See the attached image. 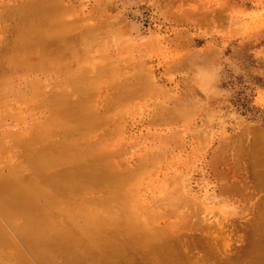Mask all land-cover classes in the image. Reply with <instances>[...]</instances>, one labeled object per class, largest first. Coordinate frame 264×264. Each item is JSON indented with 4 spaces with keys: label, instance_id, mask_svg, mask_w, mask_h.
<instances>
[{
    "label": "rangeland",
    "instance_id": "374dc122",
    "mask_svg": "<svg viewBox=\"0 0 264 264\" xmlns=\"http://www.w3.org/2000/svg\"><path fill=\"white\" fill-rule=\"evenodd\" d=\"M43 16L52 24L44 25ZM56 54L71 63L66 71L2 64L8 56L18 61L16 55L56 61ZM0 66V73L6 69L0 82L8 83L0 91L1 177L9 163L14 168L32 154L30 145L48 143L74 155L68 166L54 167L58 176L64 165L68 171L109 153L129 172L123 188L133 194L126 195L154 210L151 215L162 214L153 228L184 219L181 233H196L198 247L213 253L201 264H264V0H0ZM97 116L103 126L84 136L79 125ZM22 134L37 137L29 143ZM80 179L69 175L66 181L76 186ZM90 186L53 189L69 195L70 204L80 199L96 205L111 187L103 192ZM5 187L9 202L0 199L2 212L25 207L30 212L24 209L17 223L36 221V202H23L16 185ZM2 221V230L16 239ZM83 242V249L68 255L71 260L119 264L117 258L100 260L93 243ZM96 244L111 249L109 241ZM132 255V263L139 258L141 264H163L151 255ZM49 256L52 264L65 260L61 250L42 259Z\"/></svg>",
    "mask_w": 264,
    "mask_h": 264
},
{
    "label": "bare ground",
    "instance_id": "6f19581e",
    "mask_svg": "<svg viewBox=\"0 0 264 264\" xmlns=\"http://www.w3.org/2000/svg\"><path fill=\"white\" fill-rule=\"evenodd\" d=\"M42 8L43 7L40 6V9ZM44 8H46V6ZM48 10L49 9H47L46 11ZM37 12H38V9H37ZM40 12L42 14V11ZM40 12L36 14V18L39 15H41ZM31 15L33 16L32 13ZM47 15L49 16V13L46 14V17ZM51 17H52V14H51ZM28 18H30V16H28ZM36 18L34 19L36 20ZM42 19H44L43 20L44 25H47L48 24L47 21L49 19L45 21L44 16ZM51 20L52 19H50V21ZM50 21L48 22L51 25L52 24L51 22L53 20L51 22ZM25 22H22V24L23 23L25 24ZM29 22L35 23V21L33 20ZM45 22L47 24H45ZM29 24L31 25V23ZM61 25L63 24L61 23ZM33 27H36V26H33ZM48 42H49L48 45L52 44L51 41H48ZM43 43L41 42L40 44H43ZM58 53L59 52H57V54ZM14 54H18V53H14ZM57 54L55 55L54 58L57 61L58 65H55L56 63L54 62L56 61H52L53 59H51L52 62L50 61V59L46 60V62L50 61L51 62V63L49 62L50 64L46 62L43 63V60H41L42 62L38 60H34L32 58V55L31 56L22 55L23 57L22 56L21 57L23 59H20V55H16L19 57L18 61L16 62L15 61L13 62V60L17 59L16 57L8 56L7 57L8 59H5L6 62L4 61L5 63L2 62V64H5L4 67H6V69L11 68V70L14 69V70H25L26 71L27 69L33 70L35 68H37L38 70L40 69L44 70L48 68L49 70L50 65H51V68L54 65L55 71H57V69L59 68L63 71H66L70 67L71 63L70 64L64 63L65 56H62V58L60 57L61 61L57 60L58 59V57L56 59ZM62 59L64 61H62ZM9 60H12V62ZM59 62L61 63V66L59 65L60 64ZM6 69L3 68V71L0 74L6 75V72H5ZM56 73L57 72H54V74ZM57 74L59 75L61 74V72ZM1 80L2 81L0 82V91H4V88L1 87V85L5 86V83L6 84L8 83L4 81L5 79L4 80L1 79ZM35 83L36 81L34 82V84ZM31 84L34 85L32 82ZM36 84L37 86L40 85L39 83H36ZM37 86H35L36 91H34L35 90L34 87L32 88L33 90L32 92H38ZM5 93L7 94V91H5ZM21 94H22V91H21ZM5 100H7L8 102V98L7 99L5 98ZM54 105L58 107L57 104H54ZM61 112L62 114H64L63 110H61ZM45 122L48 124L53 123L50 121V119H46ZM104 122L105 121L101 116H97L94 120L88 118L86 121H84L82 124L79 125V128H83L84 129L83 134L87 132L86 134H84V136L85 135L87 136V134L89 135L90 132L95 131L97 127L99 129L101 127L100 125L103 126ZM43 125L41 124L42 127H45ZM22 135H23L22 139L29 141V143H33L37 137L35 135L34 136L27 135V134H22ZM263 141L260 140V142H263ZM63 144H65L64 140H63ZM29 147H30L29 150L31 149L30 153L33 151L32 154L26 153L25 154L26 158L24 157L25 158L24 162H20V163L18 162L19 164L15 166L14 168L9 163L10 165L8 164V167L10 169H8L9 171H7L8 174L4 175V176L7 175L6 178L5 177L3 178L0 176V199H3V202L0 201V204L1 202L2 203H6L7 201L9 202V199L7 200V198H6L7 201H4L5 197L3 195H6L4 189L5 190L8 189L5 186L10 187L11 184L16 185L17 187H19V190L20 188L22 190L23 202L24 201H26L27 203L36 202L37 210L35 208L34 210H36V212L38 211L37 212L38 219L26 225L25 223L24 225H19V223H17V220L19 217L21 218L22 211L26 209L24 206H23L24 209H19V210L15 209L12 211L7 210L6 212H2L3 210L0 207V219H1L0 221L2 220L4 221L2 222L5 223L7 226L6 230H8L9 228L10 230L14 231L17 234V238L16 239L13 238L11 235H8L5 230H2L1 227L3 226H1L0 224V264H32L33 262L32 263L30 262L31 260L33 261L32 258H34V260H36L38 264H52L51 263L53 261L52 256L51 257L49 256L48 258L49 262H47L48 259L44 261L42 259V255L47 256L48 253L54 250H61L63 252L64 257H65L63 264H78V262L80 261L71 260L68 255L72 253H78L79 250L83 249L82 245L84 244L83 242L84 240L89 241V243H93L91 245L92 247L91 249L94 252H97V251L100 252L99 254L100 260L108 258V257L117 258L116 261L119 260L120 261L118 262L119 264H131L133 259L131 260L127 258V256L129 257L130 253L134 254L132 255L133 258L134 257L137 258L135 256L137 254H143L146 256L151 255L154 261H158L160 263L162 262L163 264H201L213 258V253H210V250H205V249L203 250V248L201 249L198 247V245L200 244H198V242L195 241V238H197V236L195 235L196 233L193 234L194 232H190L189 235L188 233H184V234L181 233L182 230H184L185 227H187V224H183L185 222L184 219L181 220V222H176L175 225L170 223L168 227L158 229L156 228L157 227L156 226L153 228V225L157 222L156 217L157 216L159 217V214H154L155 216L152 214L153 215L152 216L151 212L153 213L154 210L150 212L147 208L145 209V207L142 206L143 204L142 205L139 204L141 201L139 203H135L134 197L132 200L131 199L132 196L131 198L129 196L130 194H133L132 191H128L127 189L124 191L123 186L126 184V180L128 179V177H130L128 176L129 172L127 173V170L126 171L124 170L125 172L124 171L122 172L121 167L117 163L118 161L117 162L114 161L115 163L111 162L113 159L112 157L114 155L109 156L108 155L109 153L108 154L102 153L101 155L99 152V154L94 155L93 158H90V160L86 162V164H84L85 163V159H84L82 163L78 164L80 166L78 165H76L75 167L69 166V169L67 171L65 167L68 166V163L71 160V156H74L73 154L69 155V153L65 149L58 147V146H52L48 143H46L45 145L43 144L30 145ZM101 147H102L101 144L97 146V148H101ZM35 150L38 152H36ZM61 164H66L67 166L66 165H64L65 167L63 166L64 168L62 172L60 170L61 168L59 169L60 172L59 171H58L59 173L57 172L59 174L58 176L56 172H54V170L56 171L55 168L58 167V165L61 166ZM25 168L30 169V173L28 174V176L25 174ZM49 171H53L56 174V177H53L55 175H52L53 173L50 174ZM33 172L35 175L39 174V176L35 177ZM45 172L47 173L45 174ZM42 173L43 175L44 174L46 175V178L52 175V177H50V179L48 180L51 182L53 186H51L50 182L47 181V179L43 180V178H45L44 177L45 175L43 176ZM60 173H62L63 175L61 176ZM23 174L26 175L25 177H27V179H24L25 177H21V176H24ZM29 175H31V178L29 177ZM69 175H74L76 179L81 178L80 180H82L81 181L82 183L76 186L75 184L68 183L66 179L69 177ZM34 177L38 178V180L35 179ZM57 178H61L62 180L55 181L57 180ZM46 184L47 185L50 184L52 190L48 186L45 187ZM89 185L95 186V187L102 186L103 187L102 189L104 190L103 192H105V189H104L105 186L107 185H108L107 187L111 186L109 187L110 189L108 188V192L106 191L107 194H105L104 196L102 195L103 197L101 196L102 201L96 198H95L96 200L94 199L97 202L100 201V204L102 206H100V204H97V203L96 205H93V203H91L93 202L92 200L90 203L84 204L83 201L85 200L81 202L80 199L79 200L77 199L74 202V204H70L72 200L70 201L69 195H65V194L59 195L55 193V190L62 189L61 187H63L62 190H64V188H67V189L74 188L75 190H79L82 187L87 188V186ZM115 186L116 188L118 187V189L115 190L114 192L112 189H115L113 188ZM54 187H55V190L53 189ZM44 188H49V189H44ZM14 189L16 188L14 187ZM10 193H12V191ZM126 194H129V195H126ZM8 195L11 197L10 194ZM20 199L22 198L20 197ZM27 203L25 205L28 206L29 204ZM5 206H3L4 210H5ZM32 206L35 207L34 205ZM10 207L14 208L13 206H10ZM76 207H80V209H77V210L72 209ZM27 212H30V211L27 210ZM161 216L162 214L160 215V217ZM172 225L175 227H173ZM171 228H173L174 230H172ZM98 239L103 240V241H109L110 248H111L110 251L107 250L109 248L99 247L96 244ZM20 245L22 248L24 247L23 245H25L26 248L32 254L28 252V250L26 251L27 252L26 253L24 249H22V251L24 250L22 254ZM11 247H13V249ZM73 249L78 250V251H73ZM199 249L202 250L201 251L202 253L199 251ZM15 253H18V254L7 259L5 263L4 260L6 256L13 255ZM24 253L31 255V256L33 255V257L30 259V256L29 258L26 256L28 258L27 259L25 256L23 257V255H25ZM134 260L135 262L132 264H136V263L141 264L140 261H136V260H139V258L134 259ZM112 262H115V261H112Z\"/></svg>",
    "mask_w": 264,
    "mask_h": 264
}]
</instances>
